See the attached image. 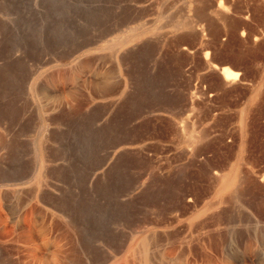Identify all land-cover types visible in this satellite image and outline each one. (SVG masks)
Masks as SVG:
<instances>
[{
	"label": "rangeland",
	"instance_id": "374dc122",
	"mask_svg": "<svg viewBox=\"0 0 264 264\" xmlns=\"http://www.w3.org/2000/svg\"><path fill=\"white\" fill-rule=\"evenodd\" d=\"M242 2L248 7L251 0H0V123L15 125L10 133L28 143L14 156L0 150L8 221L20 225L19 198L25 201L37 181L49 180L42 158L30 154L49 133L62 138L53 144L57 194L65 189L68 209L76 202L69 211L84 219L74 220L82 221L88 248L105 251L96 249L94 264H118L131 252L142 264L139 245L164 232L175 239L150 248L146 264H164L158 257L165 248H174L179 260L217 264V245H209L198 225L229 207L233 219L264 214V137L248 138L243 124L230 122L223 105L227 83L219 73L227 67L238 78L246 57H257L259 38L251 30L264 37L263 28L252 26L264 10L237 9ZM78 66L72 79L65 75ZM13 166L20 171L14 177ZM220 184H242L247 197L233 202L211 189ZM191 198L193 208L181 212V199ZM241 221L236 230L246 236L228 235L221 260L260 264L264 225ZM244 245L253 248L241 259ZM0 246L13 252L0 255L7 258L1 264H36V250L1 236Z\"/></svg>",
	"mask_w": 264,
	"mask_h": 264
},
{
	"label": "bare ground",
	"instance_id": "6f19581e",
	"mask_svg": "<svg viewBox=\"0 0 264 264\" xmlns=\"http://www.w3.org/2000/svg\"><path fill=\"white\" fill-rule=\"evenodd\" d=\"M176 30H177V28H176ZM123 70H125V69H123ZM78 71H79V66L76 67V68H74L71 72L65 73V75L66 76L68 75L67 77H69L70 79H72V77L74 75H76L78 73ZM219 71H220V74H221V76H222V78H223V80L225 82L231 83V82H233L234 80L237 79V75L238 74L237 73H233L227 67H221L219 69ZM57 79H58V77L49 78L48 79L49 80L48 82L53 83ZM10 123H11V121H10ZM14 126L10 128V124L9 123H5V124L2 123V122L0 123V128L3 130V132H0V150L3 151L6 155H10V154L13 155V154L20 153L22 151V148L27 143L26 142L27 140L26 141L23 140L25 138H21L22 137L21 135H17V133L20 134L19 132H15L16 134H14V132H13V134L10 133V131H11L12 128H13L12 131L14 130ZM16 127H18V125ZM16 127H15V129H16ZM62 137H64V136H62ZM61 139H58V137H55L54 135H51V134L47 133V134H44L42 136V140H41V142L39 144V147L31 146V148H30V154H31V156L34 159H36L37 156H39L40 158H42V161L46 164L45 165V164L42 163V166L41 167L44 169V173H43L44 176L47 177V178H49V180L48 181L47 180L40 181V182L37 181L34 184L33 191H30L31 193H29V195L25 199V201H23V199H20L19 198V201L22 200V202H24V204H23L24 211H23V214H22L21 219H20V225L17 224V223H15V222L8 221V217L4 214L3 207L1 205V200L3 199V197H2V194H1V191L2 190L0 191V236H1V239L4 240L5 242H16V243L22 244V245H24L26 247H30L33 250H36V252H34V254L32 255V260L36 264H94V263L98 262L97 260H95L96 259L95 257H97L96 252H95L96 249L97 248L99 249V250L97 249L98 250V254L101 253L102 256L105 253V251H102L101 250L102 248L100 249L99 247L95 248L94 251L92 250V249H94L93 247H92V249H91V247L88 248V246L86 245V242H88V241L85 242V240H87L88 238L85 237L86 236L85 234L83 236V233H82L81 228H80L81 226H80V224L79 225L77 224V223H82V221L81 222H75L74 219H77L78 217H74L75 214L72 215L73 216L72 217L71 216V213H70V212H72V210L69 211L70 207H73V208L75 207L76 202H74L75 203L74 206L70 205L69 206V209H68L67 202L68 203L70 202L69 201L70 196L68 198V201H65L64 200V197L62 195V191H63V193H65V191H64L65 189L62 188V191H60L61 193L59 192V189H58L59 194H57V186H56L57 184L55 185L52 182V180H54V177H56V175L58 173V170H57L56 166L52 165L53 162L57 159L56 158L57 157L56 156L57 149L53 146V144L56 143V142H58V140L60 142ZM1 155H4V154L1 153ZM13 158L14 157H12L10 159H13ZM9 165H11V163ZM15 166H13V167H15ZM17 166L19 167V165H17ZM13 167H10V168H13ZM62 167L64 169L66 168L64 166H62ZM17 169L18 168L15 169L16 171H14V170L12 171L11 170L13 177L15 176V175H13V173H15V172L18 173L16 175H19V172L20 171L18 172ZM2 171H3V168H2ZM61 171H63V170L61 169ZM61 171H59V172H61ZM4 172H5V168H4ZM67 172H68V170H67ZM2 175H0V176H2ZM65 175H67V174H65ZM11 178L9 179V181L11 180ZM21 178H22V176H21ZM60 178H61V176H60ZM59 179H57V180L59 181ZM62 179H63V177H62ZM1 180H3V179H1ZM245 184L247 186V183H245ZM255 184L257 185V182ZM261 184H260V187L262 186ZM66 185H67V183H66ZM252 185L254 186V184H252ZM253 186H252V188H253ZM14 187L15 186L13 185V186H11L9 188H14ZM69 187L71 188L72 186H69ZM79 187H78L79 189H82V186H79ZM232 187L229 184H220V185H213V186H211V189H213L216 192H218V194H223V193L228 194L229 200H232L233 202H236L237 203V202L242 201L243 200L242 198L244 196L243 197L241 196V192L245 189V187L242 184H237V185H234ZM249 187H251V186H248V188ZM255 187L256 188L257 187L260 188L259 186H255ZM59 188L61 189V186ZM73 188H75V187H73ZM185 188H187V187H185ZM75 190H73V191H75ZM27 192H29V191H27ZM83 192H84V190H82L81 194ZM6 194L9 195L10 193L9 194L6 193ZM77 194L78 193L75 194L76 197H77ZM81 194H79V195H81ZM7 195H5L6 198H10V196L7 197ZM64 196H65V194H64ZM82 196H78V197L82 198ZM66 197H68V196H66ZM246 197L247 196H245L244 198H246ZM191 199H186V201H183L181 199V202H180L181 204L177 208H179V210L181 212H183V213L185 212L186 213L188 211V209H190L191 206L193 205L192 203H194V201H195V200L193 201V199L192 200ZM70 200H71V198H70ZM2 201L4 202V200H2ZM83 201H81V202H83ZM81 202H79V203H81ZM220 202H224V201H220ZM243 202H245V201H243ZM246 204H247V202L244 203V205H246ZM225 205H223L224 208H225ZM231 205H232V203H231ZM193 206H192V208H193ZM246 206H248V205H246ZM260 207H261V205H260ZM229 208H227V210L226 209H219L221 211H219L213 218H211L210 217L211 214H209L210 215L209 217H210L211 220L209 219V217H207L208 218V219L206 218L207 221H204L202 219V221H204V222H201V224L198 225L201 229H203V228L205 229L204 232H205V234L207 236V242L209 243V245L211 243H214V244L217 245L215 249L219 252L218 259H220V260H218V263L217 264H224V262L221 260V258L223 256V253H222L223 250H222V248L224 246L223 244H225L224 242L226 241V238H227L228 235H230V237L231 236L236 237V239L237 238H240V237H243V236H246V235H243L245 233H243L241 231L239 232L238 230H236V228L238 226H240V223H242V221H241L242 219L248 221L247 224L249 223L251 225V224L254 223L253 225H251V227L254 226V225H260V224H262V226H261V228H262L263 225H264V220H262L263 219L262 218V215L264 216V214L259 215L261 217L260 218L259 216H257V214L254 215L252 213H249V212L247 213L246 212L247 213L246 215H243L241 217L239 216V217L233 219V218H231L232 216H230V215L228 216V214L226 212V211L229 212V210H228ZM248 208H249V206H248ZM76 210L77 209H75V211ZM74 212H72V214ZM77 212H78V210H77ZM251 212H252V210H251ZM261 212H262V210H261ZM261 212H259V213L261 214ZM230 214H231V211H230ZM233 214H234V212H233ZM244 214H245V212H244ZM78 219L84 220L83 218H78ZM78 219L76 221H78ZM244 226H245V224L243 225V227ZM188 227H193V223H189L188 224ZM240 227H242V226H240ZM83 230H85V229H83ZM196 230H198V229H196ZM85 233H86V230H85ZM111 234H110V236H111ZM201 236L203 237L205 235H201ZM173 237H174V233L173 232H171V233L164 232L160 236H155V235L153 236L152 235V237L148 238L147 240H143L142 243H141V245H139L140 246V250L139 251L136 250L137 253L139 254V259L142 262V264H146V260L148 258V254H149L150 248L155 249V247H158V246H160L162 244H166L167 242H171L173 239H175ZM84 238H86V239H84ZM111 238H112V236H111ZM199 239H198V242H199ZM180 241H181V239H180ZM188 241H187V243H188ZM173 242H177V241L174 240ZM177 243H176V245H177ZM181 243L183 244V242H181ZM41 245L45 246V248L48 245H50L51 248L50 249H47L46 252H43V251L40 250ZM253 246H254V248L252 246L244 245V247L242 248V252H241L242 255L240 254L238 257H240L242 259L243 257L249 256L248 255V251L251 250V248L255 249L257 247L256 244H254ZM1 247L2 246H0V248ZM3 247H5V246H3ZM3 247H2V250H3ZM166 247H168V246H166ZM15 248L16 247H14V249L12 248L11 250H16ZM203 248H205V247H203ZM0 252H2V254L0 253L1 256L2 255H6V257L7 256H10V255L13 256V252L12 251H11L12 254H9V255H7L8 254L7 252H6L7 254L6 253L4 254L3 251H0ZM16 254H15V251H14V255H16ZM201 254H202V252H201ZM1 256H0V264L4 262L3 261L4 256H3V258ZM6 257L4 258L5 260L7 259ZM158 258L164 264H204L203 263L204 262L203 259H200L199 258V260H194V259L189 258V256H185L184 259L179 260L177 258L176 251L174 250V248L172 250L171 249H166V248L163 249L162 252H161V254H160V256ZM229 258H232V259H235L236 260L235 257L233 258V257H230L229 256ZM229 258H227V260ZM10 259H12V258H10ZM97 259H100L99 255H98ZM251 259L252 258H250V260ZM8 260H9V258H8ZM6 262L7 261H5V263ZM99 262H100V260H99ZM118 264H135V258H134L133 252L126 254L124 256L123 260L121 262H119ZM225 264H231V263H229V261H228V263H225ZM241 264H249V262H246V259H243V262H241ZM260 264H264V248H263V260H262V262H260Z\"/></svg>",
	"mask_w": 264,
	"mask_h": 264
},
{
	"label": "crops",
	"instance_id": "0c3cea01",
	"mask_svg": "<svg viewBox=\"0 0 264 264\" xmlns=\"http://www.w3.org/2000/svg\"><path fill=\"white\" fill-rule=\"evenodd\" d=\"M248 4L249 6L246 7V3L242 2L236 8L241 10L248 8L253 11L260 8L255 6L258 5L264 10V0H251ZM252 22V26L263 28L264 33V18L252 20ZM250 26L243 21L242 27H245V30L248 28L247 33H250ZM254 32L251 30L252 38H259L257 57L247 56L237 70L238 78L231 83L226 82L227 94L223 105L225 113L232 118L230 122L243 124L242 129L247 132L246 137L259 141L264 137V37L254 35ZM241 35L244 36V34ZM246 35L245 32V37Z\"/></svg>",
	"mask_w": 264,
	"mask_h": 264
}]
</instances>
